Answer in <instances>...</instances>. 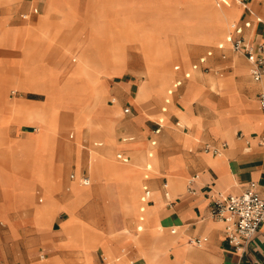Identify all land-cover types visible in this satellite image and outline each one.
Masks as SVG:
<instances>
[{"label": "crops", "instance_id": "1", "mask_svg": "<svg viewBox=\"0 0 264 264\" xmlns=\"http://www.w3.org/2000/svg\"><path fill=\"white\" fill-rule=\"evenodd\" d=\"M231 1L240 14L244 7L240 19L234 21L224 40L190 66L184 57L186 70L182 71L180 64L173 66L177 76L172 80V74L166 94L159 88L162 79L152 82L145 78L140 82L143 92L138 103L135 94L140 84L133 92L136 81L126 77L125 63L122 75H111L102 69L92 90L83 94L77 92L78 87L85 86L81 79L72 78L64 83L65 69L50 77L54 86L64 83L67 90L57 93L55 101L64 111L74 115L84 113L110 95V104L103 102L106 106L116 105L124 115H132L126 121H122L121 113L118 117L109 115L108 119L117 122L114 136L91 132L88 125L74 118L66 123L64 130L57 126L52 132L37 128L34 117L43 113L46 95L33 89L27 74L10 70L12 81L7 92L20 90L24 97H6L2 101L10 118L5 116L0 125L4 136L0 138L3 141L0 146V264H264V222L258 233L237 249L227 239L226 223L210 214L214 200L228 194L239 195L251 183L264 197V140H261L264 111L259 102L260 94L264 93V77L254 79L252 63L227 42L228 36H239L244 48L258 52L264 45V0ZM1 3L8 12L0 16L10 30H16L14 47L19 48L24 28L37 24L46 0ZM40 7L42 13H39ZM246 22L250 25L245 26ZM237 28L242 29L240 35L235 32ZM46 51L47 48L40 50L43 54ZM216 51L219 52L216 63L233 66L225 75L215 78L220 86H213L222 93L210 99L204 96V81L196 73L209 69L208 61ZM227 51L231 52L229 56ZM128 57L138 62L135 50H128ZM10 60L14 65L20 64L15 51H10ZM158 102L163 103L160 110L156 106ZM195 102L200 104L197 112L193 107ZM16 111L30 116L31 122L15 121ZM216 111L230 114L224 121L221 119V128L227 127L229 138L218 129L209 130ZM182 116L201 121V133L189 137L195 130L182 124ZM121 126L136 135L124 134L118 140L116 131ZM84 130L90 136L104 138L93 143V147L105 145L104 156L110 155V159L111 153L117 151L115 157L120 162L117 164H121L117 180L104 179L102 171L90 173L88 165L87 172L81 170L82 146L77 143L82 141ZM66 135L72 140L60 143ZM48 140L53 144L51 152L43 146ZM206 145L217 152H206ZM57 150L77 163L76 176L67 182V187H64L65 166L56 160ZM141 154L144 159L134 160L133 155ZM154 158L157 171L151 167ZM95 159L102 167L100 153ZM129 163H135L140 169L139 180L133 177L136 170ZM84 178L90 181L89 185L82 184ZM67 233H90L98 241L78 243ZM196 239H201L202 244L196 245Z\"/></svg>", "mask_w": 264, "mask_h": 264}, {"label": "rangeland", "instance_id": "2", "mask_svg": "<svg viewBox=\"0 0 264 264\" xmlns=\"http://www.w3.org/2000/svg\"><path fill=\"white\" fill-rule=\"evenodd\" d=\"M16 1L18 0H0V15H5L8 12L6 5L1 2ZM221 2L229 13V22L219 12L217 0H46L44 13L40 14L37 24L32 28H24L23 34L21 33L22 30L20 31L19 34H22V36L21 40L19 39V48L14 47L16 30H10L7 21L0 16V125L5 116L10 118V112L6 106H3L2 101L6 97L8 99L24 97L23 92L20 90L10 89L7 92L8 85L12 81L10 70L14 72L19 70L21 73L27 74L32 85L35 84V87L45 89L44 111L42 115L34 117L36 123H38L37 128H48L51 131L54 126H57L58 129L64 130L66 129V123L74 118L88 125L91 132L98 131L105 135L114 136L115 131L111 130L112 121L108 119L109 115L107 114V109L110 106H106V104H110L108 102L110 95L102 98L90 110L74 115L72 112L62 110L60 105L55 102L57 93L67 91L64 83L72 78H79L85 82V86L78 87L77 92L87 93L92 90L94 81L97 80L102 69H106L111 75H122L124 63L126 77L136 81V85L132 88L133 92L136 91L137 86L145 78H147V81L153 82L156 79H162L164 82L171 80L173 74L172 80H174L177 76L173 71L174 65L180 64L182 71L186 70L187 67L183 65L184 57L187 59V65L190 66L209 48L215 47L220 41L224 40L230 33L234 21L240 19L239 15H242L244 7L240 14L231 0H221ZM42 11L43 8L40 7L39 13H42ZM35 23V21L31 22V25ZM198 30L200 32L197 36L195 33ZM187 42L200 43L189 44ZM43 48H47L45 54L40 52ZM73 48L75 52L72 50ZM130 49L137 52L138 62L140 61L144 65L128 57V50ZM10 51L16 52L20 64H12ZM72 51L73 53H70ZM230 53V51H227L228 56ZM216 58H219L218 51L209 59V69L207 71H197L196 73L204 81V96L210 99H215L222 92L218 88L212 87L213 85L209 80L219 78L220 74L225 75L233 66L231 63L220 65L214 61ZM51 59L64 62L62 68L56 67L55 63L49 64L47 61ZM73 59H76V61H73ZM228 67L230 69H226ZM64 69L67 72V78L62 85L54 86L53 82H50V77ZM43 76L45 77L43 78ZM217 85L220 86L218 79L216 81ZM139 86H142V84ZM135 99L138 103L142 101V98L138 99L136 95ZM105 101L106 104L103 103ZM122 106L124 104H121ZM156 106L160 110L163 103L158 102ZM199 106L198 102L194 103L195 112H197ZM113 107L119 110L116 105ZM216 112H219L221 116L217 117V113L215 114L214 120L210 123V131L220 130L218 123L221 122V119L224 120L230 115L229 112ZM120 113L122 121L129 120L132 117V115H124L121 109L117 115L119 116ZM25 115V113L16 111L14 119L29 124L32 118ZM218 118L221 119L218 121ZM181 122L194 127L195 134L193 136L188 135L189 137L194 138L202 131L203 124L201 121L200 123L198 121L194 122L193 119L183 116ZM149 126L152 128L151 125ZM8 127L10 129V122ZM108 128L109 132L107 131ZM27 129L32 132L36 131L34 127H28ZM221 130L228 129L226 127L225 129L221 128ZM124 134L136 135L124 126L117 129L116 137L118 140ZM0 136L1 139L4 137L2 132H0ZM71 140L66 135L59 141L60 143H67ZM101 140L104 141V138L93 137L86 130L83 131L82 141L77 143L78 146H82L80 149L82 156L81 170L87 172V165L95 163L97 166L96 172L102 171L104 179L117 180L119 173L114 168L121 165L117 164L120 163L115 157L117 151H113L110 157L116 163L109 161L103 154L105 145L103 148L102 146L93 147L94 142ZM0 146H3L2 140H0ZM43 146L48 152L53 150L51 140L46 141V145L43 144ZM157 146H160V142ZM99 153L105 166L99 167V163L95 159ZM133 157L136 161L144 159L142 154L139 156L133 155ZM56 160L65 166L64 180L66 184L64 187H67V182L73 180L76 176L77 163L74 158H69L59 150L56 153ZM151 164H153L151 165L152 169L157 171L156 158L151 161ZM128 165L136 170L132 175L139 180L138 172L140 169L135 163H129ZM143 165L144 162L140 163V166L143 167ZM38 197H41V195H38ZM67 235L71 240L78 243H96L98 241L97 237L90 233H67ZM0 237L2 240V235ZM6 256L10 260V254Z\"/></svg>", "mask_w": 264, "mask_h": 264}, {"label": "built area", "instance_id": "3", "mask_svg": "<svg viewBox=\"0 0 264 264\" xmlns=\"http://www.w3.org/2000/svg\"><path fill=\"white\" fill-rule=\"evenodd\" d=\"M250 23L246 22L245 26ZM236 34L240 35L241 28L235 30ZM227 42L230 43L235 52H243L247 59L252 63L251 75L256 80H261L264 77V45H261L258 52L255 53L252 48L243 47V39L241 37H227ZM222 48V45H219ZM204 59H200L203 63ZM196 68L197 65H194ZM186 76H189L188 74ZM260 107L264 111V93L259 96ZM125 109V112H128ZM262 141L264 138L261 139ZM206 152L217 150L210 149L205 146ZM121 158V155L117 156ZM90 181L86 178L82 180L83 185H89ZM146 197H143L145 200ZM210 214L214 219L222 220L226 223V236L228 241L237 249L246 245L259 231L264 222V197L255 190V185L251 183L241 194H228L224 197L214 200L210 207ZM196 245H201L202 240L196 239Z\"/></svg>", "mask_w": 264, "mask_h": 264}, {"label": "bare ground", "instance_id": "4", "mask_svg": "<svg viewBox=\"0 0 264 264\" xmlns=\"http://www.w3.org/2000/svg\"><path fill=\"white\" fill-rule=\"evenodd\" d=\"M217 3H218V6H219V12H221L222 13V15L226 18V20H227V22H229L228 21V18H229V13L226 11V8L224 7V5H223V3L221 2V0H217ZM212 7H214V6H212ZM196 24V23H195ZM203 24V23H202ZM208 24V23H207ZM197 25V24H196ZM220 25V24H219ZM226 26V25H225ZM198 32H200V30H198V31H196V33H195V35H197L198 36ZM145 57V56H144ZM147 57V56H146ZM145 59V58H144ZM184 60H185V58H184ZM148 61V60H147ZM49 64H53V63H55L54 65H56V67L58 66V68L60 67V68H62V64H64V62H62V61H59V60H56V59H51V60H48L47 61ZM165 63V62H164ZM184 65H186V62L184 61ZM168 66V65H167ZM187 66V65H186ZM146 68H148V67H146ZM149 70V69H148ZM148 70H146L147 72H149ZM168 71V70H167ZM168 74V73H167ZM170 75V74H169ZM92 76V75H91ZM171 77V76H170ZM214 77V76H213ZM92 78H93V76H92ZM170 81L171 80H169V81H164V82H162V85L159 87L160 89H161V91H163V93L164 94H166L167 93V90H168V88H169V85H170ZM211 81V83H212V85H216V81H217V79H211L210 80ZM34 85V87H33V89L34 90H37V91H41V92H45V89L44 88H42V87H35V84H33ZM32 85V86H33ZM214 86H212V87H214ZM142 92H143V85L142 86H139V88H138V90H137V92H136V97L139 99H141L142 98ZM156 92V91H155ZM159 95V94H158ZM161 96V95H160ZM160 101V100H159ZM223 103V102H222ZM21 106V105H20ZM155 106V105H154ZM21 108V107H20ZM26 108H28V107H26ZM44 108H45V106H44ZM24 109V108H23ZM30 109V108H29ZM110 110V112H107V114L108 115H115V116H117L118 117V111L119 110H116L115 109V107H113V106H110L109 107V109H107V111H109ZM30 111V110H29ZM36 111V113H37V110H35ZM217 113V117L220 115L219 114V112H216ZM27 115V114H26ZM25 115V116H26ZM42 115V114H41ZM221 116V115H220ZM28 118V117H27ZM182 119H183V116L181 117ZM187 118V117H186ZM221 118H218V121L220 120ZM187 120V119H186ZM225 120V119H224ZM223 120V121H224ZM188 121V120H187ZM222 121V122H223ZM112 124H111V130L114 132L115 131V127H116V125H117V122H116V120H112V122H111ZM219 124V126H220V128H221V125H223V124H221V122H219L218 123ZM191 125V124H190ZM219 126H218V128H219ZM110 130V131H111ZM221 130V129H220ZM107 131L109 132V128L107 129ZM221 133H222V135H224V137H226V138H229V134H228V132H227V130H221ZM43 136V135H42ZM231 140V139H230ZM232 141V140H231ZM109 149V148H108ZM107 149V150H108ZM111 149V148H110ZM109 151V150H108ZM110 152V151H109ZM112 152V151H111ZM110 154V153H109ZM110 156V155H109ZM108 156V157H109ZM107 157V158H108ZM106 158V159H107ZM109 159V158H108ZM137 159H139V158H137ZM109 161H110V159H109ZM111 163V162H110ZM107 164V163H106ZM114 165V164H113ZM103 166H105V165H103ZM89 167V172L90 173H93V172H96L97 171V166H96V164L95 163H93V164H91V165H89L88 166ZM115 170H116V172L117 173H119V171H118V167H115L114 168ZM115 172V173H116ZM115 175V174H114ZM116 176H118V175H116ZM86 235V234H85ZM84 238V237H83ZM81 240V239H80ZM84 240V239H83ZM82 241V240H81ZM80 241V242H81Z\"/></svg>", "mask_w": 264, "mask_h": 264}]
</instances>
